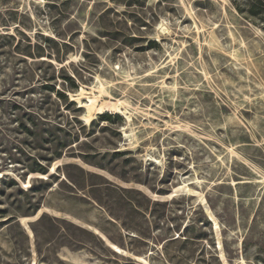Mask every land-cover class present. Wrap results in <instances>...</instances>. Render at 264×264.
<instances>
[{"label":"rangeland","instance_id":"obj_1","mask_svg":"<svg viewBox=\"0 0 264 264\" xmlns=\"http://www.w3.org/2000/svg\"><path fill=\"white\" fill-rule=\"evenodd\" d=\"M0 264H264V0H0Z\"/></svg>","mask_w":264,"mask_h":264},{"label":"bare ground","instance_id":"obj_2","mask_svg":"<svg viewBox=\"0 0 264 264\" xmlns=\"http://www.w3.org/2000/svg\"><path fill=\"white\" fill-rule=\"evenodd\" d=\"M83 106L87 109L88 114H89L91 111V106H89V105H83ZM122 108H123V103L119 100L118 101L117 100L116 101H105V102H103L101 107H99L98 112L101 113L102 111L106 110V111L119 113L122 110Z\"/></svg>","mask_w":264,"mask_h":264},{"label":"trees","instance_id":"obj_3","mask_svg":"<svg viewBox=\"0 0 264 264\" xmlns=\"http://www.w3.org/2000/svg\"><path fill=\"white\" fill-rule=\"evenodd\" d=\"M66 81H68L70 83V89L71 90H76V86L74 85V82L71 78H66ZM59 97L61 98H64L65 99V96L63 94H58ZM115 117H118L117 115L114 116ZM101 120L102 121H105V122H109L112 120V116L111 115H108V114H103L100 116ZM33 172H38V173H42L44 174L45 173V170L41 167V166H38V169L36 170H33Z\"/></svg>","mask_w":264,"mask_h":264}]
</instances>
